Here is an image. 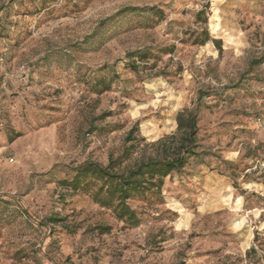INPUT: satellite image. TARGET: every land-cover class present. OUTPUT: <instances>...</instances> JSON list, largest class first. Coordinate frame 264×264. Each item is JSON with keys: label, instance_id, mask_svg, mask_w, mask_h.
Returning a JSON list of instances; mask_svg holds the SVG:
<instances>
[{"label": "rangeland", "instance_id": "obj_1", "mask_svg": "<svg viewBox=\"0 0 264 264\" xmlns=\"http://www.w3.org/2000/svg\"><path fill=\"white\" fill-rule=\"evenodd\" d=\"M263 92L264 0H0V264H264ZM195 108L197 155L137 226L58 185Z\"/></svg>", "mask_w": 264, "mask_h": 264}, {"label": "trees", "instance_id": "obj_2", "mask_svg": "<svg viewBox=\"0 0 264 264\" xmlns=\"http://www.w3.org/2000/svg\"><path fill=\"white\" fill-rule=\"evenodd\" d=\"M217 22L221 24L217 11L214 10L209 27ZM203 32L204 38L200 45L211 42L217 50H221V41L212 39L206 29ZM131 57L133 55L129 56ZM132 66L136 69L135 65ZM202 96L203 93L199 92L198 103ZM175 121L176 131L154 142L145 143L149 153L144 154L132 165L126 166L125 163L138 148V143L144 142L142 138L133 137L134 133H138L137 124L124 138V147L120 154H110L106 164L86 160L73 168L70 179H62L58 185L71 192H89L92 201L100 208L109 210L115 220L128 227L137 226L139 217L129 205V201L149 193L159 194L164 179L182 170L186 163L197 155V109L179 111ZM60 222H63V219L50 216L42 224L52 225ZM95 228L100 233H108L111 229L109 226L99 225Z\"/></svg>", "mask_w": 264, "mask_h": 264}, {"label": "built area", "instance_id": "obj_3", "mask_svg": "<svg viewBox=\"0 0 264 264\" xmlns=\"http://www.w3.org/2000/svg\"><path fill=\"white\" fill-rule=\"evenodd\" d=\"M258 106H259V110L252 117V123L254 129L257 132L264 134V92L260 95L258 99Z\"/></svg>", "mask_w": 264, "mask_h": 264}]
</instances>
